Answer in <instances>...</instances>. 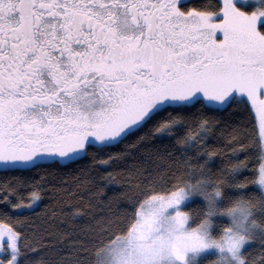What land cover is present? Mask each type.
Wrapping results in <instances>:
<instances>
[{
	"label": "snow or ice",
	"instance_id": "obj_1",
	"mask_svg": "<svg viewBox=\"0 0 264 264\" xmlns=\"http://www.w3.org/2000/svg\"><path fill=\"white\" fill-rule=\"evenodd\" d=\"M0 264H264V0H0Z\"/></svg>",
	"mask_w": 264,
	"mask_h": 264
}]
</instances>
